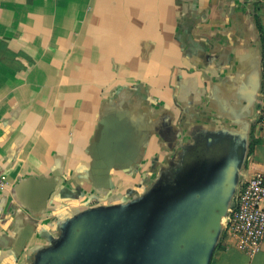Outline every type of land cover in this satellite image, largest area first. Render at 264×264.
Instances as JSON below:
<instances>
[{
  "label": "crops",
  "instance_id": "0c3cea01",
  "mask_svg": "<svg viewBox=\"0 0 264 264\" xmlns=\"http://www.w3.org/2000/svg\"><path fill=\"white\" fill-rule=\"evenodd\" d=\"M263 38L264 0H0V264H29L87 198L142 188L153 156L221 117L214 94L263 69ZM101 117L105 151L147 146L136 172L112 169L97 192L85 174ZM253 134L241 180L264 174V130ZM210 264H264V238L248 254L223 232Z\"/></svg>",
  "mask_w": 264,
  "mask_h": 264
},
{
  "label": "water",
  "instance_id": "95a60500",
  "mask_svg": "<svg viewBox=\"0 0 264 264\" xmlns=\"http://www.w3.org/2000/svg\"><path fill=\"white\" fill-rule=\"evenodd\" d=\"M262 82L259 66L224 99L214 94L211 100L224 107L221 117H206L186 140L180 135L164 160L153 156L144 186L131 188L127 198L97 204L87 198L34 249L29 264H210L241 181ZM106 125L101 117L85 174L97 192L112 188V169L136 172L147 146L142 137L135 152L125 153L132 158L120 159L105 151L112 143ZM50 193L40 194V207Z\"/></svg>",
  "mask_w": 264,
  "mask_h": 264
},
{
  "label": "built area",
  "instance_id": "2783aa9c",
  "mask_svg": "<svg viewBox=\"0 0 264 264\" xmlns=\"http://www.w3.org/2000/svg\"><path fill=\"white\" fill-rule=\"evenodd\" d=\"M253 125L264 130V81L258 97ZM6 183L0 177V193ZM223 232L232 244L248 254L260 249L264 238V174L255 172L240 181L233 204L223 220Z\"/></svg>",
  "mask_w": 264,
  "mask_h": 264
},
{
  "label": "trees",
  "instance_id": "16d2710c",
  "mask_svg": "<svg viewBox=\"0 0 264 264\" xmlns=\"http://www.w3.org/2000/svg\"><path fill=\"white\" fill-rule=\"evenodd\" d=\"M263 41H264V38H263ZM263 81H264V62H263ZM257 142H258V140L254 137V134H253V124H252L251 125V133H250V141H249L248 154L253 151L254 146L256 145ZM219 245H220V240L217 243L216 248L219 247Z\"/></svg>",
  "mask_w": 264,
  "mask_h": 264
},
{
  "label": "flooded vegetation",
  "instance_id": "af4514ba",
  "mask_svg": "<svg viewBox=\"0 0 264 264\" xmlns=\"http://www.w3.org/2000/svg\"><path fill=\"white\" fill-rule=\"evenodd\" d=\"M100 202L103 203V201H101V200H99V199H94L93 202H91L90 204H97V203H100ZM105 202L108 203L109 201L106 200Z\"/></svg>",
  "mask_w": 264,
  "mask_h": 264
}]
</instances>
